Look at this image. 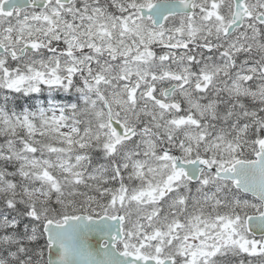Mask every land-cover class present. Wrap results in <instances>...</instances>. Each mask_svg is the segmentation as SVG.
<instances>
[{"label":"snow or ice","instance_id":"6c2138e0","mask_svg":"<svg viewBox=\"0 0 264 264\" xmlns=\"http://www.w3.org/2000/svg\"><path fill=\"white\" fill-rule=\"evenodd\" d=\"M0 264H264V0H0Z\"/></svg>","mask_w":264,"mask_h":264}]
</instances>
